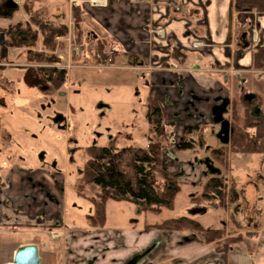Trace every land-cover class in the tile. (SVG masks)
Segmentation results:
<instances>
[{
    "label": "crops",
    "instance_id": "0c3cea01",
    "mask_svg": "<svg viewBox=\"0 0 264 264\" xmlns=\"http://www.w3.org/2000/svg\"><path fill=\"white\" fill-rule=\"evenodd\" d=\"M68 2L69 12L64 13L65 21L72 22V4L80 5L84 12L83 26L89 23L92 37L97 38L98 33L105 35L107 43L114 49L113 64L107 69L131 72L130 80L134 79L131 83H143L147 90H144L145 95L158 100L165 113L169 109L175 111L171 119L175 124L171 126L167 122L169 129H176L180 125L179 119L192 116L191 111L195 112L190 119L195 125L190 126L196 127L198 123L197 126L202 128L197 130L195 137L188 136L193 143L187 151L199 153L202 150L200 145L205 150L209 148L211 141L204 138L210 134L208 126L214 123V116L212 111L209 116L205 114L221 100L228 101L225 108L228 111L225 120L229 123L228 138L231 132L230 108L240 94L246 98H258L253 113L264 119V83H255L264 75V69L254 70L252 64L254 51L264 46V12L237 11L234 0ZM82 35L80 29L79 36ZM78 46L83 54L88 49V46L83 48L82 43ZM78 67L89 68L90 64ZM96 71L102 72L99 68ZM67 74V83H71ZM197 80L202 83H197ZM75 81L88 83V79L81 76L75 77ZM235 92L236 96L233 95ZM65 97L69 99L67 93ZM197 118L200 122H196ZM238 123L240 126L243 123L240 112ZM180 129L184 136L185 128L180 126ZM5 131L13 139L11 145H5L6 151L13 150V153L0 152V264H10L15 251L28 245L37 247L40 264L251 263L242 254L235 255L236 244L224 258L211 244H204L189 232L144 228L145 224L161 222L162 219L125 224L119 205L122 202L107 203L116 208L114 217L119 219L118 223L108 224L106 220L103 228L89 229L83 213H91L92 208L77 197V178L69 171L67 153L62 154L71 147L70 140L60 136L56 130L46 128L31 130L29 136L25 132L19 133L20 144H17L23 150L17 154L15 138L9 129ZM198 138L201 143L197 142ZM123 144L117 140L115 147L130 145ZM80 154L84 165L88 157L83 151ZM194 169V175L185 183L195 185L193 192L197 195L202 177L217 174L218 170L210 169L207 175H203L197 165ZM221 170L226 186L234 184L240 197L235 207L221 210L216 201L212 204L195 203L191 196L187 202L193 208L179 213L196 218L204 226L224 228L227 233L231 227L235 229V235L251 233L253 236L247 239L252 240L257 249L251 264H264V260L257 262L262 258L258 249L264 246V214L256 222L253 219L255 214L245 211L247 208L243 205L252 199L249 194L253 195V189L264 193V153H228L227 166ZM246 175L250 178H245ZM85 191V197H94L88 189ZM259 196L258 201H261L264 194ZM74 200L84 201L85 207L69 206V202ZM175 206L172 213L177 217L179 213ZM238 206L241 208L237 211ZM239 211L245 212L247 219L243 215L237 216ZM230 214L233 219L229 218Z\"/></svg>",
    "mask_w": 264,
    "mask_h": 264
},
{
    "label": "rangeland",
    "instance_id": "374dc122",
    "mask_svg": "<svg viewBox=\"0 0 264 264\" xmlns=\"http://www.w3.org/2000/svg\"><path fill=\"white\" fill-rule=\"evenodd\" d=\"M8 1L15 3L16 8L9 11L5 8L4 3L0 1V34H2L3 40V44L0 45V72L10 81V83H5L0 80V86L2 88L0 90V97H3V103L0 104L1 153H13V150L6 151L5 145H11L13 139L11 140V137L5 133V129H9L11 131V136L15 138L14 142H16L14 149H17V154H21L23 150L18 145L20 144L18 138L19 133L25 132L28 133L29 136V131L31 130H44L45 128L56 130L60 136L64 137L66 140H70L69 143L71 147L62 154L67 153V166L69 171L78 178L83 166L81 161L82 154H80V152L83 151L85 153V146L92 144L104 146L115 138L114 134L120 131L121 134L116 140L124 142V144L138 145L142 148H147L149 143L161 141L160 138L155 137L150 131V125L145 118V103L147 98L151 96L149 94L145 95L144 90H147L142 85L143 83H131L134 79L130 80L132 77L129 76L131 74L129 71H109L107 69V67L113 64L115 52L114 49L111 48L110 43H107L108 40L105 35L98 33V37L93 38V35L90 34L91 25L86 23L81 28V33L83 32V35L79 36V38L73 20L69 23L70 21H64L60 18L59 20L63 22L67 30L66 36L62 37H67V39L61 37L57 38L55 44L56 48H58L57 52L55 53L54 51V53L47 54L53 56V59H57L56 61L58 62H39L37 61L38 58L36 54L40 53L42 48L41 36L38 29L34 30L35 39H33V36L30 37L29 33L27 34L25 32L18 31L14 36H8L5 32L10 26H16L18 24L24 29L27 23L31 24L28 15L23 9L24 0H6V2ZM68 4V0H37L33 4L28 3L27 6H31L32 10L45 8L48 16L44 18V22L48 23L54 18L52 15L58 17L61 12L67 14L69 12ZM103 37H106V40L105 38L103 40ZM81 43L82 46H84L83 48L88 46L84 54L78 46L81 45ZM100 44L103 45L101 46L102 49H99L100 54H98L96 50ZM96 53L99 55L97 59L95 58ZM116 58L119 59V56H116ZM108 59L110 61H108ZM87 64H90L89 68L80 69L81 67H78ZM45 67L64 69L69 73V80L71 83H67L65 89L62 90L65 94H68L69 99H66L65 95L62 93L58 94L59 91L44 92L42 89L35 87L30 88L24 85L22 75L26 69ZM96 67L102 72L97 73ZM78 76L87 78L88 83H76L75 77L78 78ZM261 77L262 78H259V81L255 83H264V75ZM197 83L201 84L202 82L201 80H197ZM233 95L236 96V92L233 93ZM156 101L163 108L161 103L158 100ZM222 104L223 100L217 102L214 107L221 106ZM212 108L210 110L208 109L205 114L206 116L210 115L213 110ZM163 110V126L168 134L169 149L167 147L161 151L160 158L162 165L167 171L176 176L180 182L184 183L181 185V191L174 202V206L176 204L175 211L177 210L178 214L179 212H186L189 208H193L187 200L191 196H195L193 190L196 189V187L195 185L186 184L185 182L194 175L195 165L200 168L203 175H207L210 169H216L212 167V159L208 154V150L202 149L199 153H196L191 150L178 151L177 148L176 151L174 148L183 143L189 145L193 143L192 140H188V138L195 137L198 134L197 130L201 127L197 126L198 123H196L197 128L190 126L195 125V122L190 121L195 112L192 113L191 111L190 114L192 116L187 115L186 118L179 119L181 120L180 125L176 127V129H169V125L173 126L175 124L171 120L175 111L172 112L170 109H167L168 113H165L164 108ZM227 114L228 111L225 110L220 117H217L219 118V122L214 121V123L208 126L210 134L204 139L211 141L209 148L218 147L223 144L221 142V139L224 138V135L221 133L222 122L227 119ZM124 122L127 125H124ZM167 122L170 124L168 125ZM196 122H200V119L197 118ZM180 126L185 128L184 136L181 135L180 131L182 129H180ZM128 129H130V131H128ZM127 137L131 140L127 139ZM217 138L220 139V141L217 140ZM199 141L198 138L197 142ZM61 143L64 144V141L61 140ZM2 146L4 147L1 148ZM183 160L187 162V165H185L186 162H182ZM191 165L194 168L191 167ZM224 170L225 169H223V171ZM245 171L249 172L247 169H245ZM207 177H202L201 184ZM245 178L249 179L250 176L246 175ZM259 186L262 188L261 183H259ZM250 190H252V187ZM242 191H244V187ZM195 192H197V190H195ZM260 194L264 193L253 189V195L251 196L249 194L252 199L243 204L247 208L245 211L255 214L253 219L256 222L261 218V215L264 214V205L262 201H258ZM77 203H79V205ZM83 203L84 201L74 200L69 202V206L74 205L79 208H84L85 206ZM119 205L123 210L122 214L125 224H141L151 222L153 219L154 221L161 219L163 221L175 216L172 213L174 209L172 211H163L160 215H154L151 213L144 214L146 212H141L138 207L127 203H125V206L124 203ZM233 207H235V205H233ZM240 208L241 206H238L237 211ZM115 210L116 208L114 206H108L106 204L105 213L108 224L119 222V219L114 217ZM238 214L237 216L243 215V217L247 219V214L245 215V212L239 211ZM166 216H168V218H165ZM178 216L188 215L179 213ZM239 219L241 218L239 217ZM227 235L235 236V229L231 227L228 229V233L225 230V236ZM218 244L221 245L222 242L219 241ZM212 247L214 248L213 245ZM256 250V245L253 244V241L247 239L245 236L242 242L236 244L234 253L235 255L242 254L244 258L251 260L250 262L252 263ZM258 251H261L262 256V258L257 261L259 263L264 260V246L261 247L260 250L258 249Z\"/></svg>",
    "mask_w": 264,
    "mask_h": 264
},
{
    "label": "trees",
    "instance_id": "16d2710c",
    "mask_svg": "<svg viewBox=\"0 0 264 264\" xmlns=\"http://www.w3.org/2000/svg\"><path fill=\"white\" fill-rule=\"evenodd\" d=\"M0 1L4 4L7 3L6 0ZM36 1L24 0L23 3V9L31 24L27 23L24 29L18 24L10 26L5 32L8 36H14L18 31L25 32L35 39L34 30L38 29L41 36L42 51L36 54L37 61L55 63L58 62L57 59H53V56L47 54L55 51L57 38L65 36L67 33L66 26L59 20L61 18L65 21V16L64 13H60L59 18L52 15L54 18L45 23L44 18L48 16L45 8L32 10L31 6H27L28 3L33 4ZM234 2L237 11L264 12V0H234ZM71 17L79 37L80 29L84 24V12L80 5L72 4ZM102 45L97 47L98 54H100ZM97 53L96 59L99 56ZM252 64L254 70L264 69V46L254 51ZM0 80L10 83L1 72ZM22 81L24 85L30 88L35 87L44 92L59 91L58 94L65 95L62 90L67 86L68 74L66 70L55 67L28 68L23 72ZM2 103L3 97H0V104ZM257 105V97L246 98L244 94H240L237 102L231 105V132L228 142L218 147L206 149L212 159V167L218 170V173L211 174L205 179L200 186L199 194L191 198L192 202L212 204L216 201L217 207L221 210H227L239 202L240 197L234 184L229 187L226 186L221 169H225L227 166L228 153L249 155L264 153V119L262 116L253 113V109ZM236 107H239L242 117L241 126L238 123L239 112ZM163 116V108L156 100L148 97L145 103V118L150 125V131L161 141L149 143L147 148L138 145L116 148L115 141H117L121 131L114 134L115 138L104 146L92 144L84 147L88 159L82 166L77 178L75 193L77 197H80L92 208L91 213H83L89 229L104 227L106 204L109 201L127 203L138 207L141 212L154 215H160L163 211L174 209V202L181 191L182 182L162 165L161 151L169 146L168 134L163 126ZM176 148L177 150H187L191 146L183 143ZM200 148L204 149V146L200 145ZM85 188L93 193L94 197H85L83 194ZM229 218L233 219V216L230 214ZM144 228H155L164 232H190L199 236L204 244L213 245L215 250L221 253L224 258L231 246L242 242L245 236H253L251 233H246L227 237L224 228L204 226L196 218L190 216L171 217L160 223L145 224ZM219 241L222 242L221 245L218 244Z\"/></svg>",
    "mask_w": 264,
    "mask_h": 264
},
{
    "label": "water",
    "instance_id": "95a60500",
    "mask_svg": "<svg viewBox=\"0 0 264 264\" xmlns=\"http://www.w3.org/2000/svg\"><path fill=\"white\" fill-rule=\"evenodd\" d=\"M16 8V4L12 1H8L6 4L7 10H14ZM3 44L2 34H0V45ZM227 100H223V104L218 107H214L212 110V114L214 116V121L219 122V118L224 112L227 106ZM216 117V118H215ZM228 131H229V123L225 120L222 122V130L221 133L224 135V138L221 139L223 144L228 142ZM10 264H40V260L38 257V249L35 245H28L21 247L15 251L13 261Z\"/></svg>",
    "mask_w": 264,
    "mask_h": 264
},
{
    "label": "built area",
    "instance_id": "2783aa9c",
    "mask_svg": "<svg viewBox=\"0 0 264 264\" xmlns=\"http://www.w3.org/2000/svg\"><path fill=\"white\" fill-rule=\"evenodd\" d=\"M112 53H113V51H112ZM108 61H110V60L108 59ZM261 201H262V203H263V205H264V198H263V199H261Z\"/></svg>",
    "mask_w": 264,
    "mask_h": 264
},
{
    "label": "flooded vegetation",
    "instance_id": "af4514ba",
    "mask_svg": "<svg viewBox=\"0 0 264 264\" xmlns=\"http://www.w3.org/2000/svg\"><path fill=\"white\" fill-rule=\"evenodd\" d=\"M7 4V3H6ZM6 4H4L5 5V8H6Z\"/></svg>",
    "mask_w": 264,
    "mask_h": 264
}]
</instances>
